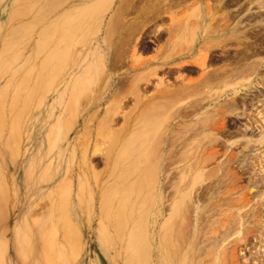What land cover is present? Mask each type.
<instances>
[{"label":"rangeland","instance_id":"1","mask_svg":"<svg viewBox=\"0 0 264 264\" xmlns=\"http://www.w3.org/2000/svg\"><path fill=\"white\" fill-rule=\"evenodd\" d=\"M0 1L2 2V4L0 3L1 4L0 13H1V16H3V18L0 19V28H2L0 29V41L2 40V38L5 37L6 33L4 32L10 29L11 28L10 26L13 27L14 25L13 28H16L17 30V27L18 26L20 27L23 24V22H25L24 20H26V22L29 24L24 23L23 24L24 27L22 26L23 28L28 27V26L32 27L34 24V26L32 27L33 29L28 27L26 32L22 31L23 28L20 29L18 27L19 31L17 30L16 35H13L14 36L13 38H15L14 48H11V49L9 48L10 50L8 49L6 51L9 53V55L8 53L5 54L7 58L6 60L8 61V63H4L5 65L4 70L6 71L5 76H8L10 73L13 75L14 73V75L12 76L14 80H17L20 77L23 78L24 75L26 76L28 74L31 75V77H33L35 74L34 70L36 71L37 67L41 64V62L40 63L38 62L39 59H41L40 61H42L43 57L46 54L56 53L58 51V48H60L61 44L64 45L66 43L65 40H63L65 38L63 37L65 33L69 32V35L66 37L67 38L69 37V43L70 42L72 43L71 49H69V51L67 52L68 54L69 53L70 54L66 55V58L68 59L65 60V64L67 65L65 66V64L63 63V66H61L62 68L60 67L61 73L59 74L57 73L59 69H57L56 75L58 74V76L56 75L54 76L55 80L53 79L52 81L53 83L51 82L50 86H48V88L45 90V93L43 94L44 96L42 97L43 101L40 102V99L38 100V102L40 103V107L38 106L39 104L36 103L37 106H34V107H36L37 109L33 108L34 109L33 110L34 112H33L28 108L29 106L27 107L23 105L26 108L21 106V108L23 107V109L26 110L27 114L26 112L25 114L27 116L24 117L25 114H23L22 121H21L22 125L20 123V131H19L20 134L18 137L13 138L14 140L12 139L13 137L12 135L13 133H11L12 130H9L11 128H8L9 126H7L9 125L8 123H9V120L12 114L11 112H10L11 114L9 113V110L6 107L7 104L9 103L8 102L9 95L4 100L5 104L7 103L5 105L6 113L2 115L3 121L0 122V190L2 191V192L0 191V264H20V261L22 264L23 263L24 264L25 263L26 264H73L74 260L76 261L74 264H94V263L97 264V261L100 260L97 255L99 253L97 252V248H99L98 247L99 243L97 242L98 236L96 235V233H93V232H95V228L99 226L98 215L96 212L97 202L95 198H97L101 192H98L99 190H95L90 185H88L87 180L89 179V177L92 176V174H97L100 176L105 174L106 165H105V160L102 157L101 153H104V152L106 153L107 149H111L114 146L113 149L111 150L115 152V155L116 153L120 154L121 156L120 155L119 156L125 160V161L122 160L124 161L125 165L121 163L123 166L121 167L122 169L121 171H123V174L120 177L121 178L122 176L125 177V175L127 174L129 177H125L126 179L125 178L123 179L126 180V182L127 180L129 181V179H132L131 181L134 183L135 186H133L132 183H130L129 187H126L123 190V192L126 195L128 194L129 196H135L136 194L138 196L137 199H139L140 197L139 200L146 199L145 200L146 202L144 200L141 202L137 200L139 203V206H143V205L144 206L141 207V209L137 210L136 214H141L142 212L147 210L148 216L141 214L140 219L144 220L145 217L143 216L149 217L150 218L149 220L151 221H149L147 218V220L146 219L144 220L145 222L143 224H146V222L153 223V226H150L151 227L150 229L153 228L152 230H155L161 225V223L168 216L170 200L169 201L166 200L165 199L166 196L168 195V193L172 192V190L175 191L176 189L175 186H178L177 184H179L180 182V175H179L180 173L175 172L174 174H172L173 176L171 175L172 177L170 179L171 180L170 185L171 184H174V185L167 186L164 188V185L162 184H165L166 181H164L163 183V180H166V178L163 179L164 174L160 172L159 185L163 186V189L160 190V193L163 198L165 197L163 199L165 201H163L164 205H163V208L160 210L161 211L160 215H158V211L156 214L157 208L155 205H156L157 195L155 193L158 192L159 185L155 181L157 180L156 179L157 174L154 175L156 172H153L152 169L155 171L156 168L158 167V165L156 167L155 165L158 162V157H159L158 155L160 153V149L162 145L161 142L163 141V138H164L163 136L164 134H166L165 136L169 134L178 135L179 134L178 132L180 130L187 129L189 125L191 127V124L193 125V123L192 121L190 122L191 124L189 123V125H187L188 123H186L187 126L185 125L186 127H184L177 123V119L175 118V115H173V110L176 107L178 108L183 105H186L190 100V99H186L187 95H181V96H176V98H173L172 102L174 103L176 101V103L172 104V107L170 108V110L163 113L161 116H157V114H153L154 116L152 115L150 116V118L147 119L148 123H147V120L145 121L146 125L149 124L147 126V129L145 130V133L142 132L140 128H138L135 131L131 132L129 135L120 136L121 135L120 130H122L123 123H124V119L121 117L123 115L126 116L129 112H131V108L133 107L131 106L133 105V101L131 100L127 101L126 104L121 103L120 104L121 106L117 111H119L118 113L122 115L120 116L118 114L119 117L116 121H112V122L109 121L107 122V125H105L107 117L113 111V109H111L113 107L112 106L113 99L112 98L111 99L102 98L103 90L105 87V81L109 79L110 75L106 74L109 72H107L105 68H104L105 71L102 70V73L101 72L97 73L98 74L97 75L96 74L97 70H95L97 66H95V68L92 67L93 59L89 60L88 63H86L88 65L90 64L91 65V66L89 65L90 67L85 68V66H83V70H81V68L78 69L82 58H81V53L78 54L77 52L79 56L76 55L78 57L75 61V54H76L75 40H76V35H77L76 32H78L79 30H83L84 32V30L87 31L88 29L87 35L84 32V35L88 36V34H90L89 32H91L93 28H94L93 30H96L95 28H97L98 24H99L98 26L100 27V30L97 31L94 34V36H90L92 35L91 33L89 35L90 37H85V39L83 38V41L87 42L85 44L86 46H84L83 41L81 43L82 47H84L83 55H85L86 51L90 50L92 46L96 48L95 50L96 52L99 51L98 46L99 44H101L102 38L104 36L105 27L107 25L109 26V24L112 25V28L115 27L113 28L114 34H115L113 35L114 41H117L118 39H121L124 42L128 41L127 42L128 49L126 52L127 62H123L115 66H111L110 73L112 74L124 72V70L128 67L127 64L132 63L133 62L132 60H134L135 58L138 59L139 61L144 60L142 62H144L143 64L145 66L147 63H149L147 64L146 67H144V70H147V68L149 69L151 67H154L155 65L157 66L158 59L161 58L159 61H162L163 60L162 57H164V59L166 56L168 57V54H167L168 53L167 51L169 49L168 46L171 47V45L178 43L180 40L181 42H183V39H180V40L177 39V37L180 36L182 29L184 28L185 29L184 32L189 33V31H191L194 28L193 22H195L197 18L196 14H198L197 12L198 9L196 8L197 5H200V11L203 14V20H201L199 29L196 30L197 31L196 33H198V35L199 33L203 32V30L204 31L206 30L207 32H209V34L214 35L215 26L222 24V32L221 31L220 32L222 33V36L227 35V39L224 40L223 42L224 46L235 44L236 42H239V39L236 37V34L234 32H231L232 30L228 26L230 23L228 19V11L226 9H223L221 13H218L220 5L218 3L215 4V2H213L212 0H183V2L182 0H107V2L101 6L103 7L102 8L103 11L100 9L101 13L100 12L97 13L98 10H96V11H91L89 15L80 14V12L78 11L79 6L80 5L83 6L89 0H55L58 3H56L53 0H50V2H45L46 0H33V1L32 0H0ZM25 1L30 2V3L31 1L35 2V3H31V6L34 9L31 6H30L31 8L28 7L25 9L23 6L24 3L26 4ZM51 1H53L52 3L54 6L51 5L52 4ZM49 3L51 6L47 5ZM10 6L13 8H11ZM37 6L39 8H37ZM14 7L15 9H18L17 7H20L22 9V12H24V16H22V12H20L21 10L18 9L19 11L18 13H21L22 17L19 16V18L16 20H11L12 19L11 18L9 19L10 21L9 20L7 21L8 12L10 16L11 10L14 9ZM48 8L50 9L48 10ZM39 12L44 13V14L46 13V14L44 15L43 18L38 19L40 15ZM154 14H158V15L164 14V15L161 16L162 17L161 20H158V19L153 20ZM80 15H82L81 16L82 19L80 18ZM45 16L47 17L45 18ZM77 17H79L81 20H79V18ZM185 19L189 20L188 23H184L186 21ZM100 20H102V22ZM178 26L180 27V29H178L179 28ZM51 27H54V28H51ZM161 27L165 29L164 40L161 41L160 43L155 44L154 47L152 48H150L149 46H145V43H146L145 39L147 37H151L150 33L156 32V30L161 29ZM71 28L74 31H72ZM28 29H32V30L30 31ZM176 31H178L179 33L178 36L176 35ZM230 32L232 33L231 34L232 36L231 35L228 36V33ZM25 33H28V34H25ZM119 34L120 35L122 34V35L120 36ZM203 35L205 34L201 33L202 37ZM172 36L173 37L177 36V37L173 38ZM122 38H125V39H122ZM208 38H210V36H207L204 39L207 40ZM184 39L187 40L189 39V37L185 36ZM51 41L53 43H51ZM21 42H23V45L20 46L19 44H22ZM39 42L47 43L48 45L44 44L45 46H43V48L41 46V48L37 51L38 53L36 52V54L34 55V52L36 51V46H38ZM212 42L213 41H209L208 43L213 44ZM203 43L206 44V42H202V40L198 39L199 46L202 47L204 45ZM52 45H54L53 46L54 49ZM133 45L136 46L135 53L134 52L131 53L130 47L132 48ZM208 46L210 47V45ZM213 47L214 46H212V48ZM55 48L57 49V51ZM225 48L228 49V47H225ZM234 49H236V47H234ZM209 50L211 51L214 49H211L210 47ZM16 51L18 52L16 53ZM17 59L19 60L17 61ZM152 59L154 60L152 61ZM255 59H257V61L259 62L258 66L256 65L257 68L256 66H254L256 68L255 72L252 73L251 71H246V72L241 71L243 73L240 72V74H238L233 79V81L231 80L232 83L231 81L229 82L230 85L232 86H229V83L228 85L221 83L220 85L216 84L214 86H210L208 89V92L211 94L216 95L219 92L223 93V96H222V93H220L222 96V101L220 102V104L223 107L221 109L222 111L221 114L223 116L221 117L222 119L219 117L221 120V122L220 121L219 122L221 124L224 122L223 127L220 126V128H218L217 130V133L216 131L212 132L211 135H213V133L216 134L214 135V141H212L213 136L211 137L210 133L207 134V136L209 135L212 138L211 139L212 142L204 143L208 145H210V143H213L215 145L217 142L219 146L216 144L215 145L216 147H215L213 144H211L208 148H210L211 146L215 147L214 149L216 152L214 150L213 151L216 154L217 153L218 154L215 156V153H214V155L212 156H215V158L211 156L213 158L211 160H208L211 158L210 156L207 159H205V164L203 161V166H204L203 181L198 182L195 185L193 192H191V194H189V196L186 198V202H187L186 220H188V218L190 220L191 217H193V212H191V210L189 211L190 209L188 207L189 204H191V206L193 207H197V206L200 208L204 207L205 212L207 213V214L205 213L206 214L205 217L207 220L208 219L209 220L208 221L206 220L205 223L209 222L206 225L208 226L207 227L208 230H206L203 236L201 237V240L209 241L210 245H207L206 248L209 246L210 249L215 250L216 252H220L221 250H224L225 255L226 254L231 255L230 253L232 252L233 255L235 254L234 264H264V161H263L264 160V89H262L264 87V76H259L260 74L264 75V55L258 56ZM245 60L246 59H244V61H241V62H238L237 60H229L228 62H222L221 64H217V65L214 63H211L208 69L214 66L220 67V66H225V65L236 67L244 62H249ZM14 64L16 65V67ZM13 68L14 70L12 71L11 69ZM25 70H27L29 73L24 72ZM30 70L31 71L33 70L31 74H30L31 72ZM182 71L183 70H180L178 75L180 74L184 77L185 75L188 77H195L189 74L188 75L184 74ZM162 72L163 71L161 70L158 71L159 75H161L160 73ZM172 73L174 72L172 71L170 74ZM11 74L9 75V80H10ZM95 77L97 79H95ZM156 77L158 78L159 76H156ZM169 77L171 78V75H169ZM188 77H185V78L187 79ZM157 78L153 79V82H152L153 84L151 83L153 86L151 85L147 87V89L143 91V94H145L146 96H151V95L156 96V93L153 94V92L159 91L157 88L159 87L160 89L162 85V84H160V86L158 85V81L160 78L158 79ZM78 81L80 82V84L82 82H85L86 85L84 86L83 85L84 83L81 84L85 88V89L83 88L84 91L81 89L82 91H78L79 93L78 92L76 93L77 91L76 89L78 88L77 84H79ZM1 82L3 81H0V83ZM178 82L180 83V81H177L175 82V85H177L176 83ZM171 84L170 85L168 84V86L167 84H164V85L165 87L169 88L172 86ZM236 88H238L236 100H243L239 98V96L243 94L245 96L248 93H249L248 94L249 96L255 95V94L256 95L253 97L252 100H249V98L246 97V101L248 102L251 101V103L247 102L245 103V105H243V107L240 105H236V109L231 111L228 108V104H226L227 103L226 100L231 99L232 97L235 96L232 90ZM79 89L80 87L78 88V90ZM257 89H259L260 91H258ZM70 91L72 94L70 93ZM21 93H24V90L23 91L21 90ZM49 96H51V98ZM75 96L76 98L77 97L79 98L76 101H75L76 99ZM127 98L130 99L129 97ZM127 98H125L124 100L126 101ZM101 101L102 103L99 105L98 103ZM42 102L43 103L45 102V103L43 104ZM206 104L207 102H202L201 108L204 109ZM225 104L227 105V107L225 106ZM18 106L20 107V104ZM207 106H206L207 109L212 108V107H207ZM164 114L165 116L167 115L169 116L163 119L162 117H164ZM63 117H66L67 119L64 118L66 120H63ZM152 117H154V119H152ZM31 118H34V120L35 119L39 120L33 123L34 124L32 126L33 128L30 127V123H31L30 120H32ZM5 119L7 120V122ZM203 119L204 118L202 117L201 120L203 121ZM40 120H42L41 123L43 125L40 123ZM23 121H24V124H23ZM66 121L68 122L66 123ZM169 123L170 125H173L174 123V125L176 126H172V128H169L170 130L168 129L166 130V128L169 126ZM65 124L66 125L68 124V126H66ZM40 125L42 127H40ZM220 129L222 130L219 131ZM164 131L166 132L164 133ZM228 133H230L231 135H229ZM91 136L93 138L90 141ZM118 136L121 138H118ZM116 137L118 138V140ZM216 139H219L221 141L216 140ZM87 141L88 142L90 141L89 149L85 148L87 145L86 144ZM112 141L115 143L117 141V143L114 144ZM194 142H195V139L191 142L192 146L196 143ZM190 145H188V148L186 147L187 151L186 149L185 150L179 149L177 151H179L180 154L179 152L178 154H176L177 151L173 153L174 154L173 159L174 158L176 159L174 160L172 159L173 160L172 162L174 163L175 160L177 161L172 165L177 166L179 164L178 166H181L182 164L188 161L187 163L196 167V165L200 162V159L199 157L194 155V147H193V153L190 152L192 151V148ZM234 145L235 147H233ZM142 146L145 148L144 150L146 152L142 151L141 149ZM189 146H190V149H189ZM202 147H203L202 149H204L205 145ZM42 148L47 149V152L51 148L52 151L50 152L51 156L49 160L48 161L47 159L45 160L47 161L45 164H47V166L49 164V166L47 167L48 170H46V167H44L45 165L43 164L38 169L36 173V178H40V177L46 178L48 176V179L51 178V181L49 183H46L45 182L46 180H44L43 182L39 184V186H41L39 188V191H35L34 186L37 181L35 182L34 180H32V176L30 175L29 170L27 168V163H29L27 161L31 160L29 158V155L33 150L37 151L38 149L41 150ZM126 149H128L129 151ZM125 150L128 151L126 152L128 154H125V156H123L124 155L123 153ZM184 152L186 156H184ZM231 152H232V155L230 156ZM81 153L82 155H80ZM141 153L142 154L147 153L146 155L148 157H147V162H144V163L139 162L140 163L139 164L136 161L139 166L138 168L137 163L134 161V159H138L137 155H142ZM128 155L129 156L131 155V157H128ZM175 155H177V157L179 156L180 158L182 157L183 159L184 158L185 159L180 160L179 157L177 158L175 157ZM233 155H236V156H233ZM194 156L195 158H198V160L195 159ZM138 157L140 158V156ZM77 160H79V162ZM196 161L197 162L199 161V162L197 163ZM77 165L78 166L80 165V166L78 167ZM140 167L143 170L145 168L143 175L141 174L143 171H140L141 170ZM195 167H193V170L196 169ZM67 168L68 170H66ZM55 169L56 171H54ZM80 169L82 171H80ZM146 170H149V171L146 172ZM157 173H158V169H157ZM132 174L133 175L136 174V178L137 179L139 178L141 180L138 179L135 182L134 181L135 176H133ZM77 176H79V179ZM143 176L146 177V179L143 178L144 182L146 180L145 183H143L142 178H140ZM193 176L194 175L191 174L190 176L191 179ZM57 178H60V179H57ZM76 179L78 183L76 182ZM71 182H72V186H70ZM76 185H78L79 189H76ZM66 186H69L70 188L69 193L65 195V196H69L68 200L70 203L68 206H65L66 208L63 207V209L64 210L66 209L65 215L68 216L67 218H69V222L71 224L67 222L66 224L67 228L65 227L66 228L65 231L69 232L71 236H73L74 235L73 232L76 234V230H80L77 228L75 229L74 228L75 226L74 227L71 226L75 224L74 223L75 200H79L81 203V207L77 208L78 215L80 216V218L77 220L84 222V225L82 226L83 230L80 232L81 235L78 232L77 233L79 235L76 234V236L81 237L80 242H82V247H81L82 250H80L81 252V253L79 252L80 254H78L77 256L75 255V257L73 256L75 259L71 256L73 254H69V252H67V247H66V244L65 245L63 244L62 242L63 240L61 241V239L63 238H60L61 235L59 234L57 230L58 229L57 226L59 223L55 225L53 224V221L57 222V219H56L57 214L60 212V210L62 211V209L59 210L62 202L60 200H59L60 202L57 200L58 198L60 197L63 198L64 196H62V194L60 195L58 194L61 193V191L64 192L65 191L64 188ZM130 186L135 187V188H139L140 186H143V188H141L142 192H140L141 189H137L139 191L135 193L134 191H136V189H132ZM179 187H181L180 184H179ZM201 187H202V190H201ZM67 188H66V191L68 192L69 188L68 189ZM198 190L201 191V193ZM47 191H50V192H47ZM57 191H60V192L56 193ZM204 191L206 192L205 196L204 194H202V192ZM139 192L141 193V195ZM198 192H199V195H198ZM51 193L53 194V196ZM244 193H245L246 198L244 197ZM143 197H146V198H143ZM152 198H154L155 200ZM68 200H66L67 204H68L67 202ZM152 200H153V203H152ZM237 201L239 202L237 203ZM71 203L73 205H71ZM57 206L59 207L58 209H57ZM144 207H146L147 209ZM21 214L23 217L22 221L20 219ZM152 214L154 215L153 217H152ZM226 217L229 219L228 223H226L225 227L221 226V223H225ZM143 220L141 221L143 222ZM37 222L39 224H37ZM34 223H36V226ZM182 226H183L184 231H186V229L188 230L189 228L187 223H185V225H182ZM43 227H46V228H43ZM73 228H74V231H73ZM223 230L225 231V235L224 237H221V232ZM117 239H116V244L114 243V247H115L114 251H116V249L118 248V245L120 244L122 245V243H119V242H123L122 238L120 239L121 241ZM153 243L155 246L153 245L154 247L152 248V251H151L152 256H150L149 248H147L146 246L144 247L142 246L144 251L141 249V247H138L139 254L137 255L138 256L137 259L139 260V264H159L157 261L158 252L156 251L157 242L153 241ZM31 244H33V246ZM119 248L118 250L121 251V246Z\"/></svg>","mask_w":264,"mask_h":264},{"label":"bare ground","instance_id":"2","mask_svg":"<svg viewBox=\"0 0 264 264\" xmlns=\"http://www.w3.org/2000/svg\"><path fill=\"white\" fill-rule=\"evenodd\" d=\"M33 1V0H32ZM31 3H35V2H32ZM55 1V0H53ZM51 1V3L53 2ZM217 1V0H216ZM26 2V1H25ZM41 2V1H40ZM44 2V1H42ZM45 2H50L49 1H45ZM56 3H58L57 1H55ZM107 0H89L86 4H82L83 6H79L78 8V11L80 12V14H88L91 12V11H97L101 13V10L103 7H101L104 3H106ZM183 2V0H182ZM0 3L2 4V2L0 1ZM31 3L30 2H26V4L24 3V8H31ZM37 3V2H36ZM177 3V2H176ZM180 3V2H179ZM1 4H0V10H1ZM39 4V3H38ZM45 4V3H44ZM41 5V4H40ZM47 5H50L47 4ZM53 5V3L51 4ZM50 5V6H51ZM17 6V5H16ZM31 6V7H30ZM36 6V5H35ZM54 6V5H53ZM52 6V7H53ZM202 6V5H201ZM7 7V6H6ZM11 7V6H10ZM43 7V6H42ZM45 7V6H44ZM49 7V6H47ZM218 7V6H217ZM13 8V7H11ZM18 9H20L22 12V9L20 7H17ZM33 8V7H32ZM37 8H39L37 6ZM46 8V7H45ZM198 9V14H196L197 18L195 20V22H193L194 24V28L189 31V33L187 32H184L185 29L183 28L182 29V32L180 34V36H178V31H176V35L178 36H175L173 38H176L177 39H183V42H181V40L178 42V43H175L174 45H171L168 46V57L164 59V57H162V61H159L160 59H158V62H157V66L153 65L154 67H151V68H147V70H144V67L147 66V63L146 66L143 64L144 60L142 61H139L138 59H134L132 60L133 62L132 63H129L127 64V68L124 70V72L122 73H116V74H112L110 73V70H111V66H115L119 63H123V62H127L126 61V52H127V49H128V41L127 42H124L122 41L121 39H118L117 41H114L113 40V35L114 34V29L115 27L112 28V25L109 24V26L107 25L105 27V32H104V36L102 38V41H101V44H99V51H95L96 48H94L92 46V48L88 51H86V54L83 55V48L81 43L83 41V38L85 39V37H90V36H94V34L100 30V27L97 25V28H95L96 30H93L91 32H89L90 34L92 33V35L88 34L87 35V31L84 30L85 34L84 35V32L83 30H77L78 32L77 35H76V40H75V61L77 59V57L79 56L78 54L81 53V63L78 67V69L81 68V70H83V66H85V68L87 67H90L88 64V61L93 59L92 60V64L95 68V66L97 67L95 68V70H97L96 74L97 73H102V70H104V68L107 70V72L109 73H106V74H109L110 77L107 81H105V87H104V90H103V96L102 98L103 99H113V104H112V108L113 111L112 113L107 117V120H106V124L107 125V122H112V121H116L119 117V115L121 116L122 114L118 113L119 111H117L119 108H120V104H126L127 101H133V106L131 108V112H129L126 116H122L121 118L124 119V123H123V128L122 130H120V133L119 135L122 136V135H129L131 132L135 131L136 129L140 128L142 132L145 133V130L147 129V126L149 125H146V120L148 118H150V116H152L153 114H157V116H161L163 113L167 112L168 110H170V108L172 107V104L176 103V101L173 103V98H176V96H181V95H187V98L186 99H190L189 102L186 104V105H183L181 107H176L174 110H173V115H175V118L177 119V123L179 125H182L184 127H186L187 125H189V123L192 121L193 125L191 124V127L189 125V127L185 130H180L178 129V135L177 134H169L167 136H165L166 134H164V138H163V141L161 142L162 145H161V149H160V153H159V157H158V164L156 163L155 167L158 165V167L156 168V170L154 171L152 169L153 172H156L154 175H156V179L155 180L157 182V184L159 185V175H160V172H162V174H164L163 176V179L166 178V180H163V183L164 181L165 184H162L164 185V188L167 187V186H172L174 184H171L170 185V179L171 177L173 176L172 174H174L175 172H178L180 173V186L179 187V184H177L178 186H175L176 189L175 191L172 190V192L168 193V195L166 196V200H170V203H169V212H168V216L167 218H165V220L161 223V225L156 228L155 230H152L150 229L151 227L150 226H153V223H147L146 224H143L145 221V219L148 220L150 219L149 217H146L148 216V211L146 213V211L142 212L141 214L143 215H146V216H143L145 217L144 220L143 219H140L141 217V214H136L137 213V210L141 209V207L143 206H139V203L137 200L140 199H137V195L135 194L137 191V189H141L143 188V186H140L139 188H135V187H132L130 186L132 189H136V191H134L135 193V196H129L128 194L126 195L123 190L126 188V187H129L130 183H132L133 186L134 183L131 181L132 179H129V181L127 180H124L123 178L125 177H129L127 174L124 176H122V178L120 177L122 174H123V171H121V167L123 163L124 164V159L122 157H120L121 155L120 154H117L115 155V152L111 149H113V147L111 149H107L104 150L106 151V153H101L102 154V157L104 158L105 160V165H106V172L104 175L100 176V175H97V174H92L91 177H89V179L87 180V184L90 185L92 188H94L95 190H99L98 192H101L96 199V202H97V207H96V212H97V215H98V223H99V226L97 228H95V232L93 233H96V235L98 236V247L97 248V252H99L97 255H98V258L100 259L99 261H97V264H139V260L137 259V255L139 254L138 251V247H141V249L143 250L142 246H146L147 248H149V253H150V256L151 255V251H152V248L155 246L153 241H156L157 242V261L159 264H234L235 260H234V256L235 254L233 255V253L231 252L230 254L231 255H225V251L224 250H221L220 252H216L215 250H212L210 249V247L208 246L206 248L207 245H210L209 244V241L208 240H201V237L203 236V234L205 233L206 230H208V226H206L208 223H205L206 222V212H205V209L204 207L200 208V207H193L191 206V204L188 205V207L190 208L189 211L191 210V212H193V217H191V219L189 220H186V208H187V202H186V198L189 196V194H191V192H193L194 190V187L195 185L198 183V182H202L203 181V173H204V166H203V161H204V164H205V159H207L209 156L211 157L212 155H214V153L216 152L215 151V145L218 143L216 142V140H219V139H216L215 142L216 144L214 145L213 143H210L213 144L215 147L211 146L210 148H208L210 145L208 144H204L206 142H212L214 141V134H212V132L216 131L217 133V130L218 128L223 127V123L221 124V120L220 118L223 116L221 114V109L223 108L220 104V102L222 101V96H223V93L222 92H217L218 94H211L208 92V89L210 86H214V85H220L221 83L225 84V85H228V83L238 75L240 74L241 71L243 70H240L239 68L235 70L232 69L233 67H231V69H219L218 68H212V69H208L209 67V63L207 64V57H208V54H209V49L211 47L212 49V46H219V44L217 43V40L214 39V41H216V43L213 45H210V47L208 46L209 45V41L210 40H205L204 38H206L207 36H210V38H212L213 36L218 38L217 37V34L219 33V31H216L214 35H210L209 32H207L206 30L204 31L201 27V29L203 30V32H201L202 34H205L203 35V37L201 36V33H196L197 29H199V26L201 24V20H203V14L202 12L200 11V5H197L196 7ZM195 8V10H196ZM18 9H12L11 10V14L9 16V12H8V15H7V21L9 19L11 20H16L19 18V16H21V13H18ZM24 9V10H25ZM34 9V8H33ZM43 9V8H42ZM50 8H48L49 10ZM101 9V10H100ZM36 10V9H35ZM100 10V11H99ZM13 11V12H12ZM32 11V10H31ZM34 11V10H33ZM103 11V10H102ZM27 12V11H26ZM162 12V11H161ZM38 13V12H37ZM36 13V14H37ZM40 13V12H39ZM20 14V15H19ZM35 14V15H36ZM46 14V13H45ZM44 13H40L39 18H43ZM75 14V13H74ZM73 14V15H74ZM9 16V17H8ZM13 16V17H12ZM22 16H24V12H22ZM21 16V17H22ZM49 16V15H48ZM82 15H80V18H81ZM87 16V15H86ZM85 16V17H86ZM103 16V15H102ZM47 16H45L46 18ZM74 17V16H73ZM100 17V16H99ZM155 17V16H154ZM3 18V16H1V13H0V19ZM34 18V17H32ZM79 18V17H77ZM79 18V20H81ZM101 18V17H100ZM156 18V17H155ZM206 18V16H205ZM6 19V18H5ZM30 20V19H28ZM27 20V21H28ZM34 20V19H33ZM44 20V19H43ZM186 21L184 23H188L189 20L185 19ZM10 21V20H9ZM20 21V20H19ZM25 22H23V24H29L26 22V20H24ZM56 21V20H55ZM65 21V20H64ZM69 21V20H68ZM76 21V20H75ZM85 21V20H84ZM102 22V20H100ZM182 21V20H181ZM180 21V22H181ZM205 21V20H204ZM207 21V20H206ZM6 22V21H5ZM29 22V21H28ZM32 22V21H30ZM34 22V21H33ZM58 22V21H57ZM73 22V21H72ZM179 22V24H180ZM192 22V21H191ZM189 22V23H191ZM19 23V22H17ZM81 23V22H80ZM79 23V24H80ZM83 23V21H82ZM110 23V22H109ZM182 23V22H181ZM207 23V22H206ZM10 24V23H9ZM21 24V22H20ZM23 24L19 27L20 29H22L24 26ZM33 24V23H32ZM36 24V23H35ZM75 24V23H73ZM72 24V25H73ZM8 25V24H7ZM11 25V24H10ZM19 25V24H17ZM135 25V24H134ZM140 25V24H139ZM137 25V26H139ZM178 25V24H177ZM176 25V26H177ZM206 25V24H204ZM23 26V27H22ZM28 26V25H27ZM32 26V25H31ZM34 26V24H33ZM32 26V27H33ZM47 26V25H46ZM93 26V25H92ZM114 26V25H113ZM141 26V25H140ZM187 26V25H186ZM11 28L6 30L4 33H6L5 37L2 38V40L0 41V81H3L0 83V122H2V115L4 113H6V107L8 108L9 110V113L11 114V118L9 120V126L8 128H11L9 130H12L11 133H13V138H16L19 136V131H20V123L22 121V117H23V114H25L26 110L23 109L24 106H29L28 108L33 111L34 109L33 108H36L34 106H37L36 103H38L39 107H40V103L38 102V100L40 99V102L43 101V94L45 93V90L48 88V86H50L51 82L53 81V79L55 78L54 76L56 75V72H57V69L58 70V74L61 73L60 72V69L62 68L61 66H63V63L65 64V60H67L68 58H66V55L68 54L67 52L69 51V49H71V46H72V43L70 45L69 43V37L67 38L66 36L69 35V32L65 33L63 37H65L63 40H65V44L60 46V48H58V51L56 49V53H48L46 54L42 61H40L41 59H39V63L41 62V64L37 67L36 71L34 70V76L31 77V75H24L23 78L20 77L18 78L17 80H14L13 79V75L11 74V77H10V80H9V75L8 76H5L6 74V71L4 70V63H8V61L6 60V55L8 52H6L9 48H14V43H15V38H13L14 36L13 35H16V32L18 30V27H17V30L16 28H13L12 26H10ZM29 28H32L30 26H28ZM28 27H25L23 28L22 31L26 32L27 31V28ZM63 27V26H62ZM179 27V26H178ZM51 28H54V27H51ZM133 28V27H132ZM166 28V27H165ZM231 28V27H230ZM2 29V28H0ZM33 29V28H32ZM32 29H28V30H32ZM66 29V28H65ZM180 29V27L178 28ZM16 30V31H15ZM72 31H74L72 28H71ZM127 30V29H126ZM125 30V31H126ZM201 30V31H202ZM19 31V30H18ZM95 31V32H94ZM129 31V30H128ZM135 31V30H134ZM231 31V30H230ZM53 32V31H52ZM51 32V33H52ZM157 35H159L160 31L157 30ZM238 32V31H237ZM47 33V32H46ZM127 33V32H126ZM174 33V32H173ZM187 33V34H186ZM231 33V32H230ZM24 34V33H23ZM25 34H28V33H25ZM43 34V33H42ZM129 34V33H128ZM175 34V33H174ZM44 35V34H43ZM90 35V36H89ZM120 35V34H119ZM118 35V36H119ZM122 35V34H121ZM120 35V36H121ZM240 35V34H239ZM117 36V35H116ZM124 36V35H123ZM129 36V35H128ZM185 36L189 37V39H184ZM225 35H223L222 37L224 38ZM232 36V35H231ZM134 37V36H133ZM226 37V36H225ZM21 38V37H20ZM39 38V37H38ZM37 38V39H38ZM119 38V37H118ZM220 38V37H219ZM229 38V37H228ZM17 39V38H16ZM26 39V38H25ZM122 39H125V38H122ZM198 39L202 40V42H206V44H204L202 47L198 45ZM227 39V38H225ZM224 39V40H225ZM87 40V38H86ZM89 40V39H88ZM127 40V38H126ZM125 40V41H126ZM223 40V39H222ZM68 41V42H67ZM176 41V40H175ZM212 41V40H211ZM18 42V41H17ZM37 42V41H36ZM84 42V41H83ZM174 42V41H173ZM22 44H19L20 46L23 45V42H21ZM49 43V42H48ZM51 43H53L51 41ZM87 42L85 41L84 42V46H86ZM208 43V44H207ZM237 43V42H236ZM44 44H47V43H43V42H39L38 43V46H36V51L34 52V55L36 54V52L41 48H43V46H45ZM131 44V43H130ZM25 45V44H24ZM48 45V44H47ZM57 45V43H56ZM60 45V44H58ZM74 45V44H73ZM89 45V44H88ZM19 46V47H20ZM34 46V47H35ZM54 45H52L53 47ZM18 47V46H17ZM74 47V46H73ZM72 47V48H73ZM91 47V46H90ZM9 49V50H10ZM51 49V48H50ZM54 49V47H53ZM131 49V53H135V49H136V46L133 45L132 48L130 47ZM73 50V49H72ZM209 50V51H208ZM222 51V48L220 50V53ZM18 51H16L17 53ZM32 52V54H33ZM78 52V54H77ZM130 52V51H129ZM223 52V51H222ZM38 53V52H37ZM46 53V52H45ZM72 53V52H71ZM13 54V53H12ZM29 54V53H28ZM70 54V53H69ZM68 54V55H69ZM165 54V53H164ZM163 54V55H164ZM9 55V53H8ZM31 55V54H30ZM78 55V56H76ZM133 55V54H132ZM22 56V55H21ZM25 56V55H24ZM37 56V55H36ZM35 56V57H36ZM131 56V55H130ZM20 57V55H19ZM30 57V56H29ZM70 57V56H69ZM136 57V56H135ZM138 57V56H137ZM161 57V56H160ZM25 58V57H24ZM9 59V58H8ZM21 59V58H20ZM29 59V58H28ZM132 59V58H131ZM140 59V58H139ZM19 59H17L18 61ZM24 60V59H23ZM26 60V59H25ZM36 60V58H35ZM34 60V61H35ZM141 60V59H140ZM154 59H152L153 61ZM28 61V60H27ZM26 61V62H27ZM147 61V60H145ZM33 62V61H32ZM78 62V61H77ZM76 62V63H77ZM155 62V63H156ZM37 63V64H39ZM154 63V62H153ZM25 64V63H24ZM248 64V63H247ZM15 65V64H14ZM67 64H65L66 66ZM71 66V65H70ZM76 66V65H75ZM250 66V65H249ZM11 67V66H10ZM13 67V66H12ZM16 67V65H15ZM25 67V66H24ZM61 67V68H60ZM222 67V66H221ZM241 67V66H240ZM252 67V65H251ZM3 70H2V69ZM69 68V66H68ZM84 68V69H85ZM223 68V67H222ZM250 68V67H249ZM28 69V68H27ZM64 69V68H63ZM167 72H180V70H183L182 72H186V71H194V69H198L199 73L196 74L195 77H188L185 75V77H188L187 79L182 76V75H172L174 76L175 78L171 81L170 79L168 80V77H164L163 75H159L158 71L162 70V71H165L167 70ZM243 69V68H242ZM12 71L14 70L11 69ZM10 70V71H11ZM20 70V69H19ZM94 70V71H95ZM101 70V71H100ZM256 70V69H254ZM8 71V70H7ZM11 71V72H12ZM31 71V70H30ZM93 71V70H92ZM99 71V72H98ZM105 71V70H104ZM245 71V70H244ZM24 72H28L27 70H25ZM23 72V73H24ZM33 72V70L30 72V74ZM197 72V71H196ZM29 73V72H28ZM164 73V72H163ZM187 73V72H186ZM243 73V72H241ZM58 74L56 76H58ZM95 74V73H93ZM185 74V73H184ZM98 75V74H97ZM166 75V74H164ZM168 75V74H167ZM188 75V74H187ZM21 76V75H20ZM96 76V75H95ZM156 76H159L158 78L159 81H158V85L160 86L161 85V88L159 89V87L157 88L159 91L157 92H153V94L156 93V96H146L145 94H143V91L147 89V87L151 86L153 83V79L154 78H157ZM180 77V78H179ZM157 78V79H158ZM185 78V79H184ZM16 79V77H15ZM95 79H97L95 77ZM55 80V79H54ZM88 80V79H87ZM86 80V81H87ZM90 80V79H89ZM177 81H180V83H176L177 85H175V82ZM231 81V83H232ZM57 82V80H56ZM79 82V81H78ZM77 82V83H78ZM166 82V83H165ZM168 82V83H167ZM53 83V82H52ZM84 83V84H83ZM90 83V82H89ZM152 83V84H151ZM172 83V84H171ZM23 84V85H22ZM76 84V83H75ZM80 84V82H79ZM77 84L78 88L80 87V89L78 90V88L76 89V93L78 91H82L83 90V86L81 84H83L84 86L86 85L85 82H82L80 85ZM164 84H168L172 85L171 87H165ZM22 85V87H21ZM88 85V84H87ZM164 85V86H163ZM175 85V87H174ZM153 86V85H152ZM155 86V85H154ZM157 86V85H156ZM163 86V87H162ZM229 86H232L230 85L229 83ZM228 86V87H229ZM55 87V86H54ZM156 88V87H154ZM232 88V87H231ZM235 88V87H233ZM51 89V88H50ZM48 89V90H50ZM82 89V90H81ZM85 89V88H84ZM93 89V88H92ZM155 89V90H157ZM21 90L23 91L24 90V93H21ZM53 90V89H52ZM94 90V89H93ZM62 91V90H60ZM84 91V90H83ZM95 91V90H94ZM235 94L234 97H232L231 99H227V103L228 104V108L233 111L236 109V96H237V93H238V88L232 90ZM50 92V91H49ZM54 92V91H53ZM47 93V92H46ZM62 93V92H61ZM60 93V94H61ZM71 93V91H70ZM79 93V92H78ZM146 93V92H144ZM222 93V96L221 94ZM72 94V93H71ZM9 95V103L7 104V106L5 107V98L8 97ZM79 95V94H78ZM84 95V94H83ZM92 95V94H91ZM72 96V95H71ZM77 96V95H76ZM75 96V98H76ZM51 98V96H49ZM60 97V96H59ZM82 97V96H81ZM127 97H129L130 99H128ZM42 98V99H41ZM85 98V97H84ZM127 98V100L125 101L124 99ZM79 99L78 97L75 99V101ZM48 102V101H47ZM171 102V103H170ZM179 102V101H178ZM202 102H207L206 106L207 107H212L211 109H207L206 106L204 109H202ZM43 103V102H42ZM45 103V102H44ZM43 103V104H44ZM102 103L99 102L98 104L100 105ZM20 104V107L18 106ZM225 104V106L227 107V105ZM244 104V103H243ZM242 104V105H243ZM24 105V106H23ZM71 105V104H70ZM128 105V104H127ZM21 106H23L21 108ZM51 106V105H50ZM154 106V107H152ZM203 106V107H204ZM225 107V108H226ZM26 108V107H24ZM48 108V107H47ZM227 108V109H228ZM28 109V110H29ZM37 109V108H36ZM44 109V108H43ZM69 109V108H68ZM100 109V108H99ZM228 109V110H229ZM27 110V111H28ZM66 111V109H65ZM70 111V110H68ZM34 112V111H33ZM121 112V111H120ZM99 113V112H98ZM209 113V115H208ZM260 113V112H259ZM27 114V112H26ZM25 114L24 117H26L27 115ZM74 114V113H73ZM119 114V115H118ZM125 114V113H123ZM171 114V113H170ZM6 115V114H5ZM96 115V114H94ZM221 115V116H219ZM262 115V114H261ZM260 115V116H261ZM30 116V115H29ZM154 116V115H153ZM169 116V115H167ZM165 116L164 114V117H162L163 119H165ZM258 116V115H257ZM6 117V116H5ZM156 117V116H155ZM204 118L203 121L201 120V118ZM220 117V118H219ZM66 117H63V120H66L64 119ZM104 118V117H103ZM263 118V116H262ZM32 120L31 123H30V127H32L34 124L35 121H37L38 119H35L34 118H31ZM72 119V117H71ZM74 119V118H73ZM152 119H154V117H152ZM219 119V120H218ZM222 119V118H221ZM6 120V119H5ZM24 120V119H23ZM151 120V119H150ZM25 121V120H24ZM24 121H23V124H24ZM39 121V120H38ZM42 120H40V123H41ZM220 121V122H219ZM7 122V120H6ZM28 122V121H27ZM55 122V121H54ZM59 122V121H58ZM65 122V121H64ZM68 121H66L67 123ZM70 122V121H69ZM150 122V121H149ZM147 123H148V120H147ZM176 123V124H177ZM186 123H188L186 125ZM27 124V123H26ZM29 124V123H28ZM42 124V123H41ZM167 124V123H166ZM247 124V123H246ZM22 125V123H21ZM43 125V124H42ZM66 125V124H65ZM186 125V126H185ZM256 125V124H255ZM68 126V124L66 125ZM172 126H176L174 125H170L169 123V126L166 128V130H170L169 128H172ZM40 127H42L40 125ZM55 127V126H53ZM182 127V128H184ZM6 128V127H5ZM26 128V127H25ZM33 128V127H32ZM66 128V127H65ZM247 128V127H246ZM250 128V127H249ZM87 129V128H85ZM222 129H220L219 131H221ZM31 131V130H30ZM55 131V130H54ZM248 131V130H247ZM42 132V131H41ZM68 132V131H67ZM166 131H164L165 133ZM171 132V131H170ZM169 132V133H170ZM29 133V132H28ZM118 133V132H117ZM116 133V134H117ZM140 133V132H139ZM211 135V137L213 136V139L209 136H207V134ZM40 134V133H39ZM115 134V135H116ZM133 134V133H132ZM229 135H231L230 133H228ZM113 137V136H112ZM129 137V136H128ZM161 137V136H160ZM93 137L91 136L90 138V141ZM117 138V137H116ZM115 138V139H116ZM118 138H121L118 136ZM117 138V140H118ZM126 138V137H125ZM124 138V139H125ZM155 138V137H154ZM210 138V139H209ZM216 138V137H215ZM114 139V141H115ZM195 139V144L192 146V141ZM212 139V141H211ZM14 140V139H13ZM120 140V139H119ZM192 140V141H191ZM90 141L87 143L86 142V147L87 149H89L90 147ZM110 141V140H109ZM221 141V140H219ZM113 142V141H112ZM137 142V141H136ZM214 142V143H215ZM114 144L116 143L113 142ZM221 143V142H220ZM219 143V144H220ZM191 144V145H190ZM204 149H202L204 146ZM223 144V143H222ZM221 144V145H222ZM233 144V143H232ZM231 144V145H232ZM123 145V144H122ZM128 145V143H127ZM126 145V146H127ZM188 145L191 146L192 148V152L193 153V147H194V155L199 157L200 159V162L198 163L197 161V165L196 167L193 166V165H190L189 163H184L182 164L181 166H174L172 164H174L177 160H175V162L173 163L172 161L176 158L173 159L174 157V154L175 151L179 150V149H183L185 150L186 147L188 148ZM120 146V145H119ZM190 146H189V149H190ZM219 146V145H218ZM230 146V145H229ZM143 147V146H142ZM142 151L143 152H146L144 149V147L142 148ZM207 147V148H206ZM224 147V146H223ZM232 147V146H231ZM235 147V145L233 146ZM3 148V147H2ZM34 148V147H32ZM124 148V147H123ZM140 148V147H139ZM98 149V148H97ZM117 149V148H116ZM119 149V147H118ZM233 149V148H231ZM121 150V149H120ZM128 150V149H126ZM124 151V155L125 154H128L126 152L128 151ZM215 152H214V151ZM52 151V149L50 148L47 152V149H44L42 148L41 150L38 149L37 151H32L29 155V158L31 160H28L27 162V168L29 170V173L30 175L32 176V180H34L36 183H35V186H34V190L35 191H39V188L41 186H39V184L41 182H43L44 180H46L45 182L46 183H49L51 181V178L48 179V176L46 178L44 177H40V178H36V173L38 171V169L44 164L46 167V170L47 167V164H45L49 158H50V152ZM86 151V150H85ZM187 151V149H186ZM189 151V150H188ZM118 152V151H117ZM179 151H177L176 154H178ZM183 152V151H182ZM218 152V151H217ZM259 152V151H258ZM119 153V152H118ZM121 153V152H120ZM140 154V153H139ZM142 154V153H141ZM147 154V153H146ZM145 153H143L142 155H137V158L138 159H134V161L136 162H147V155ZM180 154V152H179ZM182 154V153H181ZM191 154V153H190ZM198 154V155H197ZM218 154V153H217ZM215 153V156L217 155ZM230 154V153H229ZM56 155V154H55ZM82 155V153L80 154ZM119 157H118V156ZM188 155V154H187ZM232 155V152L230 154V156ZM78 156V155H77ZM140 156V158L138 157ZM182 156V155H181ZM184 156L185 155V152H184ZM194 156V158H195ZM215 156H212L215 158ZM233 156H236V155H233ZM256 156V155H255ZM65 157V156H64ZM81 157V156H80ZM128 157H131V155ZM135 157V156H134ZM175 157H177V155H175ZM179 157V156H178ZM177 157V158H178ZM191 157V156H189ZM188 157V158H189ZM210 158L208 160H211L213 158ZM127 158V157H125ZM154 158V157H153ZM235 158V157H234ZM233 158V159H234ZM47 159V161H45ZM130 159V158H129ZM173 159V160H172ZM180 160H184L182 157L180 158ZM198 160V158H195ZM194 159V160H195ZM67 160V159H66ZM124 160V161H121ZM128 160V159H127ZM126 160V161H127ZM179 160V161H180ZM193 160V159H192ZM230 160V159H229ZM31 161V162H30ZM79 162V160H77ZM157 161V160H156ZM261 161V159H260ZM264 161V160H263ZM136 162V163H137ZM184 162V161H182ZM191 162V161H190ZM56 163V162H55ZM138 163H137V166H138ZM139 163V164H140ZM193 163V162H192ZM195 163V162H194ZM207 163V161H206ZM37 164V165H36ZM40 164V166H39ZM77 164V163H76ZM79 164V163H78ZM134 164V163H133ZM181 164V163H180ZM196 164V163H195ZM259 164V163H258ZM56 165V164H55ZM54 165V166H55ZM67 165V164H66ZM125 165V164H124ZM207 165V164H206ZM39 166V167H38ZM78 166V165H77ZM80 166V165H79ZM78 166V167H79ZM136 166V167H137ZM142 166V165H141ZM146 166V165H145ZM171 166V167H170ZM43 167V169H44ZM128 167V166H127ZM134 167V168H136ZM193 167H195L196 169L193 170ZM69 168V167H68ZM68 168L66 170H68ZM77 168V167H75ZM132 168V167H131ZM130 168V170H131ZM139 168V166H138ZM144 168V167H143ZM192 168V169H191ZM42 169V170H43ZM133 169V168H132ZM141 169V167H140ZM151 169V168H150ZM149 169V170H150ZM157 169H158V173H157ZM78 170V169H77ZM125 170V169H124ZM128 170V169H127ZM145 170V168H144ZM144 170L141 169L140 171H143L141 174L143 175L144 174ZM149 170H146V172H148ZM193 170V171H192ZM56 171V169L54 170ZM80 171H82L80 169ZM244 171V169H243ZM48 172V171H47ZM152 172V173H153ZM164 172V173H163ZM44 173V172H43ZM92 173V172H91ZM127 173V171H126ZM130 173V172H129ZM128 173V174H129ZM150 173V172H149ZM166 173V174H165ZM240 173V172H239ZM45 174V173H44ZM63 174V173H62ZM90 174V173H89ZM125 174V173H124ZM177 174V173H176ZM191 174L194 175L191 179ZM84 175V174H82ZM86 175V174H85ZM88 175V174H87ZM133 175V174H132ZM138 175V174H137ZM146 175V174H145ZM144 175V176H145ZM172 175V176H171ZM178 175V174H177ZM176 175V176H177ZM62 176V175H61ZM60 176V178H61ZM133 176H135V182L136 180H138L136 178V174H134ZM140 176V174H139ZM140 177L142 178V181H143V178L146 179V177ZM59 177V175H58ZM78 179H79V176H77ZM190 177V178H189ZM60 178H57V179H60ZM85 178V177H84ZM67 179V178H66ZM126 179V178H125ZM65 180V179H64ZM85 180V179H84ZM141 180V179H139ZM154 180V179H153ZM56 181V180H55ZM79 181V180H78ZM60 182V180H59ZM76 182H77V179H76ZM146 182V180H145ZM143 181V183H145ZM56 183V182H55ZM78 183V182H77ZM141 183V182H140ZM178 183V182H177ZM82 184V183H80ZM139 184V183H138ZM154 184V183H153ZM209 184V183H208ZM62 185V184H61ZM67 185V184H65ZM74 185V184H73ZM86 185V184H85ZM140 185V184H139ZM143 185V184H142ZM147 185V184H146ZM157 185V186H158ZM176 185V184H175ZM206 185V184H205ZM58 186V185H57ZM72 186V182H71V185ZM69 188V186H66L64 189L66 191V188ZM145 187V186H144ZM208 187V186H207ZM58 188V187H57ZM56 188V190H57ZM67 188V189H68ZM86 188V187H85ZM181 188V189H180ZM206 188V187H205ZM55 189V188H54ZM76 189H79L78 188V185H76ZM146 189V188H145ZM159 189V190H158ZM158 194L155 193L157 195L156 197V214H157V211H158V215H160V210L163 208V200L164 198L161 196V193H160V190L163 189V186H158ZM180 189V190H179ZM196 189V188H195ZM52 190V189H51ZM69 190L70 188L68 189V192L66 191H61V193H59L58 195L62 194V196H64L63 198L60 197L58 198L57 201H61L62 204L60 205L61 207L59 208L57 206V209L59 208L62 209V211L60 210V212L57 214V222H54L53 221V224H58V232L59 234L61 235L60 238H63L61 239V241L63 242V244L65 245L66 244V247H67V252H69V254H73L71 255L72 257L75 255L77 256L78 254H80V250L81 247H82V242H80V236H76V234H80V232L83 230V225H84V222H81V221H78L77 219L80 218V216L78 215V212H77V208L81 207V203L79 200H75V220H74V225H71L72 227H74L75 229H80V230H76V234L73 232L74 235L71 236V234L69 232H66L65 229L67 228L66 227V224L67 222H69V218H67L68 216H66V209L64 210V208H66L65 206H68L69 205V196H65L67 193H69ZM128 190V189H126ZM200 190V189H199ZM198 190V191H199ZM201 190H202V187H201ZM204 190V188H203ZM206 190V189H205ZM210 190V189H209ZM1 191V190H0ZM55 191V190H54ZM77 191V190H76ZM81 191V190H80ZM131 191V190H130ZM207 191V190H206ZM2 192V191H1ZM47 192H50V191H47ZM60 191H57L56 193H58ZM64 194H63V193ZM127 192V191H126ZM133 192V190H132ZM131 192V193H132ZM142 192V189L141 191ZM139 192V193H140ZM145 192V191H144ZM143 192V193H144ZM175 192V194H174ZM201 193V191H199ZM199 192H198V195H199ZM246 192V191H245ZM124 193V194H123ZM128 193V192H127ZM160 193V194H159ZM247 193V192H246ZM52 194V193H51ZM71 194V192H70ZM68 194V195H70ZM118 194V195H117ZM133 194V193H132ZM131 194V195H132ZM138 194V193H137ZM154 194V195H155ZM196 194V193H195ZM202 194H206V192H202ZM248 194V193H247ZM48 195V194H47ZM141 195V193H140ZM139 195V196H140ZM153 195V196H154ZM251 195V194H250ZM53 196V194H52ZM196 196V195H195ZM194 196V197H195ZM201 196V195H200ZM193 197V199H194ZM242 197V196H241ZM244 197L246 198L245 196V193H244ZM243 197V198H244ZM67 198V199H66ZM143 198H146V197H143ZM155 198V197H154ZM152 198V199H154ZM196 198V197H195ZM142 199V198H141ZM201 199V198H200ZM242 199V198H241ZM66 200H68V204L66 203ZM74 200V199H73ZM72 200V201H73ZM144 201L146 199H143ZM143 200H139L140 202L143 201ZM155 200V199H154ZM199 200V199H198ZM239 200V199H238ZM247 200V199H245ZM59 201V202H60ZM148 201V200H147ZM146 202V201H145ZM151 202V201H150ZM155 202V201H154ZM197 202V201H196ZM236 202V200H235ZM239 201H237L238 203ZM51 203V202H50ZM73 203V202H72ZM71 203V205H73ZM144 203V202H143ZM152 203H153V200H152ZM67 204V205H65ZM151 204V203H150ZM53 205V204H51ZM57 205V204H56ZM153 206V205H152ZM196 206V205H195ZM210 206V205H209ZM94 207V206H93ZM68 208V207H67ZM72 208V207H71ZM146 208V207H144ZM147 209V208H146ZM154 209V208H153ZM71 211V210H70ZM207 211V210H206ZM57 212V211H56ZM139 213V212H138ZM206 213V214H205ZM205 214V215H204ZM47 215V214H46ZM59 216V217H58ZM151 216V215H150ZM154 215L152 214V217ZM20 219L21 221L23 220V217H22V214L20 216ZM143 220V222L141 221ZM209 220V219H208ZM207 220V221H208ZM71 221V220H70ZM151 221V220H149ZM229 219L226 217L225 218V223H221V226H224L226 225V223H228ZM35 222V221H34ZM39 222V221H38ZM37 222V224H39ZM72 222V221H71ZM213 222V221H212ZM73 223V222H72ZM185 223H187V225L189 226L188 230L186 229V231L183 230V226L182 225H185ZM33 224V222H32ZM35 226H36V223H34ZM69 224H71L69 222ZM211 224V223H210ZM45 225V224H44ZM43 225V226H44ZM218 225V224H217ZM26 226V225H25ZM34 226V225H33ZM210 226V225H209ZM66 227V228H65ZM206 227V229H205ZM257 227V226H256ZM32 228V227H31ZM43 228H46V227H43ZM64 228V229H63ZM74 228H73V231H74ZM85 228V227H84ZM213 228V227H212ZM216 228V227H214ZM222 228V227H221ZM72 230V228H71ZM32 231V229H31ZM30 231V232H31ZM68 231V230H67ZM78 232V233H77ZM248 233V231H247ZM58 234V233H57ZM78 234V235H79ZM33 235V234H32ZM81 235V234H80ZM124 235V236H123ZM225 235V231L223 230L221 232V237H224ZM124 237V238H123ZM260 237V236H259ZM34 238V236H33ZM119 239V241H121L120 239L122 238V241L123 242H119V243H122V245H118V248L121 246V251L118 250V248L116 249V251H114V243L116 244V239ZM117 239V240H118ZM210 239V238H209ZM260 239V238H259ZM34 240V239H32ZM56 240V239H55ZM96 240V239H95ZM219 240V238H218ZM29 242V241H28ZM36 242V241H35ZM215 242V241H214ZM30 243V242H29ZM28 243V244H29ZM118 243V244H119ZM33 246V244H31ZM84 245V244H83ZM154 245V246H153ZM215 246V245H213ZM146 248V249H147ZM120 249V248H119ZM138 249V250H137ZM154 250V249H153ZM84 251V250H83ZM141 251V250H140ZM144 251V250H143ZM148 251V250H147ZM52 252V251H51ZM80 252V253H79ZM95 253V252H94ZM53 254V253H52ZM142 254V252H141ZM241 254V253H240ZM21 255V254H20ZM146 255V254H145ZM53 256V255H52ZM70 256V255H68ZM143 256V255H142ZM71 257V258H72ZM73 257V258H74ZM236 258V257H235ZM25 259V258H24ZM75 259V258H74ZM73 259V260H74ZM237 259V258H236ZM141 260V259H140ZM23 261V260H22ZM25 261V260H24ZM68 261V260H67ZM95 261V260H94ZM76 261L74 260V263ZM73 263V264H74ZM20 264L21 261H20ZM24 264V263H23ZM26 264V263H25ZM95 264V263H94Z\"/></svg>","mask_w":264,"mask_h":264},{"label":"flooded vegetation","instance_id":"3","mask_svg":"<svg viewBox=\"0 0 264 264\" xmlns=\"http://www.w3.org/2000/svg\"><path fill=\"white\" fill-rule=\"evenodd\" d=\"M212 1L215 2V4L218 3L220 5L218 13H221L223 9H226L228 11V19L230 21L228 26L231 27L230 28L232 30L231 32H234L236 34V37L239 39V42L224 46L223 42H224V39L227 38V35L226 37L224 36L223 38L222 33H221L222 24L216 25L215 32L219 31V33L217 34V37L218 38L220 37V38L217 40V38L213 36L212 38H209V39L210 41L212 40L213 41L212 43L214 44L216 43L214 39L217 40V42H219L218 43L219 46H214L212 48L214 50H211L209 52L208 57H207V64L214 63L217 65V64H221L222 62H228L229 60H237L238 62H241V61H244V59H246L245 61H249V62H244L236 67L225 65V66H222L223 67L222 68L220 66V69H225L226 67H227L226 69H231V67H233L232 68L233 70L234 68L235 70L236 68L237 69L241 68L240 70H243V72H246V71H251L252 73L255 72L254 66L256 65L258 66L259 64V62L255 58L258 56L264 55V0H217V1L212 0ZM163 15L164 14H160V15L154 14L153 20L155 19L161 20L162 19L161 16ZM158 30L160 31L158 36H156L158 33L156 30V32L150 33L151 37H147L145 39L146 41L145 46H149L150 48H152L154 47L155 44L160 43L161 41L164 40L165 29L161 27V29H158ZM231 34L232 33H228V36ZM209 45H213V44H209ZM225 47H228V49ZM234 47H236V49H234ZM221 48L223 52L221 51L220 53ZM214 68L219 69V66H214ZM167 71L168 69L163 71L164 73L162 72L160 74L161 75L166 74L164 75V77L166 78L168 77V80L170 79L171 81L175 78L172 75H177V73H179V72L177 73L174 72L170 74L172 71L171 72H167ZM186 72H183V73L189 74L191 76H196V74L199 73L198 69H194V71H190V72L186 71ZM169 75H171V78L169 77ZM259 76H264V75L260 74ZM262 89H264V87ZM257 90L260 91L259 89ZM248 94L246 96L244 94L240 95L239 98L243 100H236L237 105H240L243 107V105H245V103L248 102L246 101V97H248L249 100H252L253 97L256 95L255 94V95L249 96ZM248 103H251V101H249Z\"/></svg>","mask_w":264,"mask_h":264}]
</instances>
